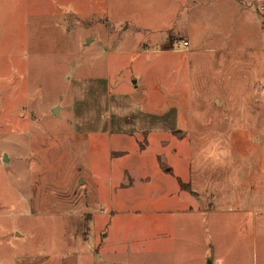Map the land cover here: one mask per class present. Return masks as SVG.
<instances>
[{"label":"rangeland","instance_id":"rangeland-1","mask_svg":"<svg viewBox=\"0 0 264 264\" xmlns=\"http://www.w3.org/2000/svg\"><path fill=\"white\" fill-rule=\"evenodd\" d=\"M209 261L264 264V0H0V264Z\"/></svg>","mask_w":264,"mask_h":264},{"label":"crops","instance_id":"crops-1","mask_svg":"<svg viewBox=\"0 0 264 264\" xmlns=\"http://www.w3.org/2000/svg\"><path fill=\"white\" fill-rule=\"evenodd\" d=\"M171 115H172V114H171ZM173 116H174V119H175V118H176V117H175L176 115H174V113H173ZM173 116H172V117H173ZM148 117H150V116L148 115ZM174 119H172L173 126L170 125V126H171L170 128L178 127L177 123H174V121H173ZM154 126H155V128L153 129V132L156 131V129H157V128H156V124H155ZM160 131H161V130H160ZM163 131H164V130H163ZM123 134H124L125 136L127 135V133H123Z\"/></svg>","mask_w":264,"mask_h":264},{"label":"water","instance_id":"water-1","mask_svg":"<svg viewBox=\"0 0 264 264\" xmlns=\"http://www.w3.org/2000/svg\"><path fill=\"white\" fill-rule=\"evenodd\" d=\"M58 110H59L58 107L54 109V114H55V115H58ZM210 263H211V262L209 261L208 264H210Z\"/></svg>","mask_w":264,"mask_h":264},{"label":"built area","instance_id":"built-area-1","mask_svg":"<svg viewBox=\"0 0 264 264\" xmlns=\"http://www.w3.org/2000/svg\"><path fill=\"white\" fill-rule=\"evenodd\" d=\"M187 43H185L184 45H186Z\"/></svg>","mask_w":264,"mask_h":264}]
</instances>
